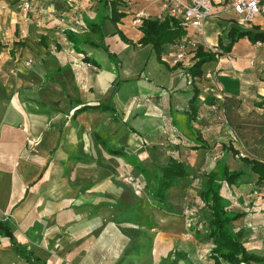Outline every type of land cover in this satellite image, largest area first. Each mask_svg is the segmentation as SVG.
Returning <instances> with one entry per match:
<instances>
[{
    "label": "crops",
    "instance_id": "obj_1",
    "mask_svg": "<svg viewBox=\"0 0 264 264\" xmlns=\"http://www.w3.org/2000/svg\"><path fill=\"white\" fill-rule=\"evenodd\" d=\"M15 1L0 0V218L9 219L17 242L27 245L46 264H143L120 262L130 249L133 237L129 231L164 223L166 218L175 229L182 220L179 213L166 216L167 211L154 205L144 180L136 184L128 177L143 176L138 164L153 166V146L189 163L193 173L192 167L207 172L218 160L226 161L230 169L242 167L241 159L223 147L230 143L231 131L217 118L219 105L202 104L198 119L191 122L196 133L187 136L176 129L172 118L181 120L178 112L187 109L192 79L183 66L160 61L149 46L138 43L142 36L139 29L128 24L127 30L120 22L119 28L130 41L121 40L119 50L116 42L108 43L121 60L119 69L102 47L82 43L85 54L100 63L97 67L83 58L84 53L79 57L71 54L67 46L73 45L64 25L38 9L52 2L33 0L36 8L30 21L24 22L14 9ZM145 6L157 13L153 4L132 2L135 9ZM98 10L79 17L87 22ZM214 10L217 16L233 14L223 5ZM108 24L112 23L103 22L104 28ZM213 24L210 20L206 24L203 38L208 44L225 34ZM246 42L252 48L259 47L241 38L227 56L205 64L206 74L195 79L201 95L218 98L225 94L243 100L255 97L254 92L264 95L259 91L264 88L260 80L264 65L253 56L257 51H248ZM142 49L140 54L136 52ZM28 58L33 60L29 66L25 63ZM224 77L232 81L226 83ZM112 82H118L113 95L118 118L100 109L73 115L71 104L76 97L89 104L106 101ZM133 96L142 98L140 106L133 102ZM256 109L261 111L259 118L264 125V106ZM194 144L204 147L194 149ZM107 147L122 149L123 157L108 153ZM200 157L204 160L196 165ZM187 180L191 178L179 179L168 191L173 207L183 208V212L190 194L188 186H183ZM256 186L251 177L226 183L222 190L231 209L244 213L234 225L236 229L249 228L245 245L264 254V200L248 197ZM139 202L144 203L146 214L151 213L152 225L128 220ZM187 220L188 237L193 244L205 247L159 250L156 264H216L210 257L211 247L198 241L191 219ZM131 249L139 255L141 247ZM0 264L32 263L0 233Z\"/></svg>",
    "mask_w": 264,
    "mask_h": 264
},
{
    "label": "trees",
    "instance_id": "obj_2",
    "mask_svg": "<svg viewBox=\"0 0 264 264\" xmlns=\"http://www.w3.org/2000/svg\"><path fill=\"white\" fill-rule=\"evenodd\" d=\"M52 2L55 6L60 7L61 2L59 0H47ZM127 3L126 0H107L102 1L99 4L98 12L94 18L87 19V25L89 30L87 32H77L71 29H65V35L67 39L72 43L73 47L78 52L84 53V59L93 63L97 67H100V63L93 58L88 57L85 54L84 49L80 46L82 43H88L93 47H102L109 57V59L115 63L119 69L121 60L118 55L111 51L109 45L105 41L106 33L103 26L104 19L111 21L115 27L114 34L118 33L124 40L130 41L124 34L118 24L121 21L127 11L124 9ZM100 12V13H99ZM234 14V13H233ZM217 16L216 14L212 15ZM106 17V18H104ZM142 32V36L139 38L138 43L143 46H149L150 50L154 52L157 58L170 64L168 62V53L172 50V45L179 39L192 36L190 30L182 27L179 21L172 17H164L163 19L157 16L151 15L145 18L142 24L136 27ZM224 30V31H223ZM222 38L217 41L219 50L208 44L203 37H195L197 46L193 51L192 63L189 65L177 64L173 67L183 66L189 77L192 79V89L188 99L187 109L178 112L181 115V120L172 118V124L176 126V129L185 133L187 136L196 133L195 128L191 122L197 120L200 112L202 111V104L206 105H223L225 107L227 122H224L229 131H234L244 146H247L244 139L240 135V124L235 123L231 117V112L237 109L239 99L235 97H229L224 94V99L216 98L209 94L201 95V90L195 85V79L206 74L204 68L206 63L216 61L221 57L227 56L233 49V46L241 38H248L252 43L257 41L264 42V29L256 25L255 28H245L240 26L235 21V15L223 28ZM193 37V36H192ZM227 39V41H225ZM171 65V64H170ZM120 79H118V82ZM114 82L109 95V99L106 101L98 102L96 104H89L87 102H81L79 97H76L71 104V108L74 109L73 115H77L80 112L89 109H100L101 111H109L116 114L117 109L113 102V95L117 89V83ZM223 102V103H222ZM255 104V101H254ZM257 106H264V98L261 102L256 104ZM115 118H118L116 114ZM134 131L135 128L130 126ZM253 137L252 150H250L253 156L248 154L243 157H239L243 162V166L238 169H230L226 161L218 160L216 165L207 172H201V187L198 189L199 202L190 198L191 195L186 196L185 209L188 211L189 218L191 219L190 225L196 235L198 241L206 243L211 247L210 257L216 264H264V254H259L248 249L245 245V228L236 229L234 221L244 215L243 212L234 211L230 207L229 199L223 193L224 184L240 183L242 180L248 178H255L257 186L250 190L252 193L254 190H259L264 193V125L263 122L253 124ZM230 144H223L226 150H231L233 154L237 156L238 150L233 138H230ZM101 144L106 146V141L101 140ZM194 149L204 147V144L192 145ZM158 147L153 146L150 148L152 167L148 168L143 163L138 164V171L143 175L137 178L138 184L144 180V187L155 206L162 210L171 213H180L173 207L168 198L169 189L177 184L179 179L197 177L186 161L172 156L165 155L162 151L159 152ZM108 153L123 157L124 151L122 149H115L113 147H107ZM154 149V150H152ZM163 156V157H162ZM83 161H89L88 158H81ZM187 193V192H186ZM249 193V194H250ZM188 194V193H187ZM259 197L263 195L253 194L251 197ZM250 197V198H251ZM127 207V206H125ZM182 211V210H181ZM130 218L138 225H152L153 219L151 213L145 211L143 202H139L132 208L130 212ZM0 233L4 237H8L12 242L15 249L22 253L24 257L32 264H46L37 255L31 251L27 245L19 244L16 240L14 233V224L7 218H0Z\"/></svg>",
    "mask_w": 264,
    "mask_h": 264
},
{
    "label": "built area",
    "instance_id": "obj_3",
    "mask_svg": "<svg viewBox=\"0 0 264 264\" xmlns=\"http://www.w3.org/2000/svg\"><path fill=\"white\" fill-rule=\"evenodd\" d=\"M61 6L57 7L54 4L45 6L41 4L38 8L40 12H44L50 19H55L58 24L64 25L65 28L77 32H87L89 27L87 22L79 17L84 14L95 13L99 4L104 0H59ZM134 0H126L127 13L131 14L130 24L138 27L143 20L151 15L163 19L164 17H172L179 21V24L190 30L192 36L179 39L172 45V50L168 53L167 60L171 65L192 63L193 51L197 46L195 37H204L206 35V24L209 18L216 14L214 7L216 5H223L226 10H231L235 15V21L240 26H246L249 23H254L258 17L264 16V0H143L148 5L157 6V13L153 14L147 6L141 8H132ZM111 2V0H107ZM16 12L22 16L24 22H29L31 14L36 6L33 0H16L13 4ZM5 8L6 6L3 5ZM257 45H262L261 41L256 42ZM214 50H219L218 43L210 44ZM27 64L32 63V59L28 58ZM219 99H224V94L218 95ZM145 99H148L147 97ZM133 102L137 105L142 104L140 96H133ZM216 107V106H215ZM218 107V106H217ZM219 114L217 118L221 121L227 122L225 107L219 106ZM231 138L237 144L238 157L246 156V148L238 135L231 130ZM131 181L138 184V180L130 175L128 177ZM253 194L264 195L259 190H254L248 194L251 197Z\"/></svg>",
    "mask_w": 264,
    "mask_h": 264
},
{
    "label": "rangeland",
    "instance_id": "obj_4",
    "mask_svg": "<svg viewBox=\"0 0 264 264\" xmlns=\"http://www.w3.org/2000/svg\"><path fill=\"white\" fill-rule=\"evenodd\" d=\"M230 14V13H229ZM47 15V14H45ZM226 15V16H224ZM221 14L218 16H213L212 19H210V21H212L213 27H220L221 29L226 27V25L229 23V21L232 19V17L227 16V14ZM231 16H233V14H230ZM106 18V17H104ZM258 17V19L256 20V22L254 23H249L246 26H243L245 28H255L256 25L260 26L262 29H264V16ZM130 16L129 14H125L124 16H122L121 18V23L123 25L126 26V29L128 30L129 25L134 27L133 25L130 24L129 22ZM260 19V20H259ZM108 19H104L103 22H109ZM111 22V21H110ZM261 22V23H260ZM129 24V25H128ZM119 25V24H118ZM125 28V27H124ZM136 30L137 28L134 27ZM115 27L111 24V25H107V27H105V33H106V37H105V41L108 44L109 42H116L117 44V49L119 50L121 48V40H123V38L118 34H114V30ZM223 30V29H222ZM224 31V30H223ZM120 36V37H117ZM220 37L222 38V36L220 35ZM225 41H227V39H225ZM251 42V41H250ZM262 42V41H261ZM252 43V42H251ZM68 44V43H67ZM246 44H248V42H246ZM254 44V43H252ZM259 47H251V44H248V51H257L256 53L253 52V56L256 55V59L257 57L260 58L261 60V64L264 65V42H262V45H258ZM68 50L71 51V54H77L76 56H80L81 52H78L77 49H75L74 47L67 46ZM257 48V50H256ZM113 50V49H112ZM111 50V51H112ZM115 51V50H114ZM142 50H137L136 52L138 54H140ZM260 51V53H259ZM252 55V54H251ZM135 56H137V54H135ZM84 58V57H83ZM141 60V59H140ZM27 59L25 60L26 63ZM33 61V60H32ZM27 64V63H26ZM231 64V63H230ZM29 66V64H27ZM119 77V76H118ZM224 80L226 83H229L232 81V78L230 77H224ZM260 80H262V84L264 85V72H262V75L260 76ZM114 82H112V85L110 86V89L114 86L113 85ZM260 92H264V88L259 90ZM255 93V97L252 96H247L245 98V100L243 99H239V103L237 104V109L231 112V117L233 118L235 123L240 124L239 128V132L240 135L242 136V138L244 139L245 143L247 146H245L246 148V153L249 156H253L250 152V150H252V144H253V139H252V135H253V124H257L261 121V117L262 115H260V110H257L256 108L259 107L256 104L258 102L262 101V98H264V95L262 93ZM243 100V101H242ZM255 101V104H254ZM137 105V104H136ZM139 106V105H137ZM243 116H247V119H244ZM230 135V134H229ZM229 142V140H228ZM230 144V143H229ZM202 153L204 151H201ZM235 158H239L238 156H235ZM240 159V158H239ZM204 158L200 157L197 162L196 165H198L201 161L203 162ZM194 173L197 175V179H195V182L193 181L194 179H191L190 181H184V185L183 186H188V190L189 193L191 195L190 198L194 199L196 202H199V197L197 198V194H198V189L201 187V170H199V168L197 167H192ZM252 190V189H251ZM257 200H264V195L263 196H259L257 198H255ZM150 202V201H149ZM149 206L151 203H148ZM253 204V203H252ZM256 206V205H255ZM177 210L180 212L179 215L181 217L182 223L181 222H177V224L175 225V229L171 228L170 226V220H167V218L165 219L164 223H160V224H156V225H152L151 227L146 226L144 229H133L131 231H129L128 234L131 235L132 240L129 244L130 249H128L129 251L126 253L125 256H123L122 260L120 262H124V263H136V262H140L143 264H156L158 263L157 260V256L159 253V250L162 251L163 249H168L169 247L172 246H187V247H196L197 248H204V244H200L199 242L194 243L191 241L189 234L186 232V227H187V223L188 220L187 218L189 217L188 214L189 212H183V208H177ZM182 210V211H181ZM167 215H171L168 213H166ZM245 228V227H244ZM246 232H248L249 228L246 227ZM132 248H140L141 250L139 252V255H136V251L132 250ZM202 258V262H206L204 259V256L201 257ZM201 262V261H200Z\"/></svg>",
    "mask_w": 264,
    "mask_h": 264
}]
</instances>
